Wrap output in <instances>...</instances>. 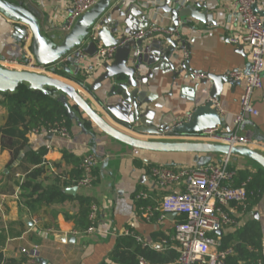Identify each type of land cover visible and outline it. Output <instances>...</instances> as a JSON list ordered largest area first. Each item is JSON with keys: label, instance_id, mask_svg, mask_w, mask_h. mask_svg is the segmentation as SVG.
<instances>
[{"label": "crops", "instance_id": "0c3cea01", "mask_svg": "<svg viewBox=\"0 0 264 264\" xmlns=\"http://www.w3.org/2000/svg\"><path fill=\"white\" fill-rule=\"evenodd\" d=\"M18 1L40 15L47 34L65 25L71 14V0ZM196 4L200 5L198 11L201 14L211 15L212 19L199 21L188 17L180 21L181 25H187L180 31V37L190 51L179 53L175 61L176 70L182 71L181 62L189 61L191 69L197 73L227 76L232 71H246L250 63V48L242 41L246 29L234 9V1L190 0V5ZM131 5V2H126L123 10ZM147 16L163 31L172 27L169 15L151 11ZM13 32L14 24L0 14V56L22 61L24 52L30 50V39L20 43L13 37ZM231 38L240 39L239 45L232 44ZM149 44L150 41L145 42V45ZM65 66L74 67V64L67 63ZM148 71V103L143 107L149 123L174 125L186 120L209 101L212 83L208 84L207 90L204 86L197 87L201 80L191 75L187 77L189 69L176 79L173 72ZM97 75L87 77L85 83L90 86ZM60 78L72 83L93 109L107 118L95 94L71 79ZM243 95L244 83L223 85L218 102L227 117L223 126L226 133L236 131L233 119L241 113ZM97 96L105 99L103 91L98 92ZM253 105L259 115L247 117L240 133H251L256 142L264 145V78L263 88L253 95ZM75 111L77 115L81 114L76 108ZM28 122L26 115L12 112L7 97L0 94V255L4 257V264H115L111 260V253L119 242L128 244L125 239L136 241L143 248L158 253H164L168 243L177 248L175 224L183 217L155 212L147 220L143 217L142 208L158 207L165 194L154 187L150 177L151 168L158 165L196 167L194 155L133 149L95 131L86 120L88 133L85 134L72 121L69 139L50 136L45 131L34 134V129L29 131ZM135 136L149 139L147 136ZM41 148L47 149L45 161L50 169V173L43 178L44 185H61L65 191L77 187L74 183L81 171L80 165L88 154L94 153L99 158V165L94 172L93 186L77 187L75 195L69 194L73 199L64 204H38L34 209H29L21 198L20 186L35 168L28 154ZM257 151L264 154V148L260 146ZM223 158V155H217L212 161ZM230 169L237 172L236 181L240 172L256 174L263 171L253 161L240 156H231ZM142 192L147 193L149 198L137 201L136 196ZM77 197H89L91 207H97V231L92 234L81 230L77 217ZM237 215L238 224L224 229L218 236L221 239L223 233L231 234L248 223L258 222L261 230L260 261L264 264V192L251 195L248 210ZM62 237H66V240L62 241ZM137 238L143 243H139ZM35 248L38 249L36 253L23 252H32Z\"/></svg>", "mask_w": 264, "mask_h": 264}, {"label": "water", "instance_id": "95a60500", "mask_svg": "<svg viewBox=\"0 0 264 264\" xmlns=\"http://www.w3.org/2000/svg\"><path fill=\"white\" fill-rule=\"evenodd\" d=\"M181 1L164 0V5L159 9V12L170 16L172 27L167 31L177 33L178 38L148 33L142 40L133 39L123 44L126 39L141 31L147 32L155 25L150 20L151 17L148 18L135 5L123 10L125 0H100L81 15L67 33L53 29L50 34L44 31L41 17L34 9L20 1L0 0V14L14 24L13 37L20 43L30 39V51L39 65L55 66L65 58L68 63L74 64V67L62 64L52 75L0 66V94L15 93L21 86L31 92H39L60 103L71 121L85 134L88 133L86 120L95 131L133 149L152 153L192 154L198 167L208 165L217 155L240 156L253 161L264 171V154L253 148L182 140L185 136L226 125L214 102L219 101L225 83L238 82L227 76L206 74L208 78L199 82L197 87L204 86L206 90L208 84L212 83L209 101L198 107L189 121L178 126L177 123L155 125L146 121L143 106L148 103V70L173 72L174 79L187 69V77L191 75L194 78V74H198L191 69L189 61L181 62L182 71L176 70L175 61L179 53L190 51V47L180 37V31L187 25H181L180 21L188 17L209 21L212 17L201 14L198 11L199 4L182 8ZM147 41H150L149 45H145ZM99 45L105 48L118 47L114 60L105 63L95 72L98 75L90 86L86 83L80 85L95 94L96 101L107 114V118L93 109L78 89L60 78L59 74L80 73L87 77L85 70H92L94 67L87 66L85 58H94ZM240 49L243 51L242 46ZM101 91L105 99L97 96ZM75 108L80 115H77ZM134 134L147 136L149 139L139 138ZM77 191V187L69 188L66 193L75 195ZM26 223L31 227L29 221ZM61 239L65 241L66 237Z\"/></svg>", "mask_w": 264, "mask_h": 264}, {"label": "built area", "instance_id": "2783aa9c", "mask_svg": "<svg viewBox=\"0 0 264 264\" xmlns=\"http://www.w3.org/2000/svg\"><path fill=\"white\" fill-rule=\"evenodd\" d=\"M18 1V0H12ZM100 0H71V14L65 25L57 27L67 33L76 20L85 12L90 10ZM131 2L139 10L149 15L151 11L159 12L164 5V0H125ZM234 9L241 18L246 34L243 42L250 48V63L246 71H232L227 77L231 80L244 83V95L241 103V113L236 115L233 122L236 127L234 133H226L223 126L206 130L200 134L183 137V141L207 142L229 145L231 147H248L257 150L264 145L255 141L251 133H240V128L246 123L247 117H257L259 111L253 105V95L263 88L264 78V0H233ZM182 8L190 5V0L180 2ZM157 15V14H156ZM56 27V26H54ZM56 29V28H55ZM148 33L154 35H171L178 38L177 33L163 31L158 25H154L149 31H141L134 37L128 38L123 44L130 40L139 41ZM230 42L239 45L240 39L231 38ZM118 47H97V53L91 60L85 58L86 63L93 65L92 70L86 69L87 77H92L95 72L103 67L105 63L114 60ZM186 52V50H185ZM187 53V52H186ZM139 54V52H137ZM188 56V54H186ZM68 59H63L55 66L39 65L30 50L24 52L22 61H12L0 56V66L11 69L26 70L29 72L52 75L53 71L60 65H66ZM198 80L207 79L204 73L194 74ZM215 107L222 119L227 117L221 109L220 103L215 101ZM190 114L186 120L177 123L181 125L189 121ZM45 131L47 135L58 136L63 139L70 138L69 128L65 122H56L43 128H36L33 133L38 134ZM231 156H224L221 161H212L203 167L198 166H166L158 165L151 168L150 177L154 187L165 194L161 203L156 208H142L143 217L150 220L155 212L165 214H177L182 218L175 224L174 240L178 258L169 263H149L143 257L138 258V264H230L229 257L233 255L232 249L221 250V239L218 236L224 229L235 227L238 224V212L244 214L249 208V180L236 185L237 172L230 169ZM99 165L96 154H88L80 165L83 176L76 182L77 187L91 188L95 181L94 172ZM149 195L145 192L136 196L137 201L147 200ZM89 219L92 225L85 231L92 234L97 231V207L92 206ZM139 243H143L137 238ZM146 246V244H143ZM24 250L25 254L36 253ZM241 264V263H240ZM258 264H262L261 261Z\"/></svg>", "mask_w": 264, "mask_h": 264}, {"label": "trees", "instance_id": "16d2710c", "mask_svg": "<svg viewBox=\"0 0 264 264\" xmlns=\"http://www.w3.org/2000/svg\"><path fill=\"white\" fill-rule=\"evenodd\" d=\"M60 76L71 79L79 84L85 83L87 77L81 75H70L65 72ZM4 95V94H3ZM12 112H18L29 118L28 128L32 131L35 128H45L56 122H65L71 128V119L66 109L56 100L45 96L39 92H31L26 87L21 86L15 93L5 94ZM25 110V113L23 112ZM46 148L32 151L28 154L35 168L26 176L21 184V198L29 209H34L38 204L54 205L64 204L73 199L61 185L46 186L43 178L50 173V169L45 161ZM83 176L82 171L76 182ZM249 180L248 191L251 195H261L264 192V172L256 174L240 172L236 185ZM76 182L74 184H76ZM60 183V179H58ZM79 203L78 219L82 231H86L92 222L89 219L91 211V199L89 197H77ZM129 242L123 244L119 242L111 253V260L115 264H138V258L143 257L149 263H169L178 258V252L167 244L164 253H158L150 248H143L136 241L125 239ZM124 241V239H123ZM261 230L258 222L253 221L245 227L238 229L231 234L221 235V250L232 249L233 255L229 257L230 264H258L261 256ZM126 245V246H125ZM0 264H4V257L0 255Z\"/></svg>", "mask_w": 264, "mask_h": 264}]
</instances>
